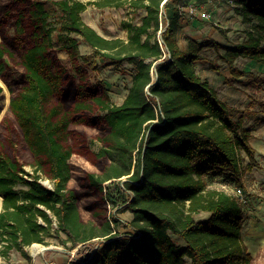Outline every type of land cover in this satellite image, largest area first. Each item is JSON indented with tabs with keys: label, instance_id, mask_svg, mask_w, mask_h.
<instances>
[{
	"label": "trees",
	"instance_id": "obj_1",
	"mask_svg": "<svg viewBox=\"0 0 264 264\" xmlns=\"http://www.w3.org/2000/svg\"><path fill=\"white\" fill-rule=\"evenodd\" d=\"M232 1L251 27L247 38L233 47L190 40L184 49L178 40L179 0H18L25 11L16 22V36L28 45L21 56L25 86L10 101V112L33 157V172L0 145L2 257L17 251L30 262L26 248L49 246L51 238L72 246L97 240V248L81 251L82 259L67 264H253L242 232L245 204L208 187L213 178L242 190L244 174L258 164L253 131L245 127V111L230 107L196 69L207 49L218 53L234 79L246 75L236 66L238 59L264 64V0ZM92 5H129L144 14L139 23L122 21L126 39H109L83 20ZM170 7L173 16L168 17ZM81 42L91 54L81 55ZM58 49L68 55L79 79L71 111L57 102L68 78L53 56ZM5 55L0 45V79ZM125 64L134 67L132 83L123 103L115 105L102 85L99 91L90 86V74ZM96 110L108 129L97 154L109 164L86 180L100 193L105 184L122 182L117 189L129 194L118 213L133 214L125 226L135 233H119L111 219L101 225L85 222L69 189L73 115ZM42 177L54 187L45 186ZM106 198L115 204L110 193ZM200 213L209 217L198 221ZM113 219L118 227L120 220Z\"/></svg>",
	"mask_w": 264,
	"mask_h": 264
},
{
	"label": "rangeland",
	"instance_id": "obj_2",
	"mask_svg": "<svg viewBox=\"0 0 264 264\" xmlns=\"http://www.w3.org/2000/svg\"><path fill=\"white\" fill-rule=\"evenodd\" d=\"M80 1L87 3L94 0ZM227 5H230L233 9L237 7L230 2ZM23 11H25V8L18 0H0V45L6 51L4 77L0 79V111L5 118L4 124H0V145L5 147L7 153L17 157L25 165L28 172H33V157L10 112V101L25 86L21 56L28 42L24 39L18 40L16 36V22ZM143 14L142 11H133L129 5L122 9H101L92 5L83 13V20L106 38L126 39L127 32L121 28L122 21L129 20L139 23ZM166 15L168 17L173 16L171 7L166 10ZM238 16V14L232 13L231 16H225L222 19L226 23L219 22L218 25L208 23L207 25L209 28L217 29L225 37L230 34V39L226 38L235 46L237 45L236 43H241V39L245 40L248 31L251 30L250 26L243 24L242 17ZM162 18L164 19V12L161 20ZM231 18H237V21L234 22ZM54 21V24L59 26L58 17H55ZM203 21L207 23L211 20ZM206 32L204 31L203 34H206ZM187 45L186 42L183 43V47L185 46L186 48ZM80 53L81 55H89L92 53V49L81 42ZM202 54L205 57V61L197 63V72L202 78L209 80L212 87L217 90L219 97L225 98L228 104L232 105L231 107L238 111H245L244 124L245 127L251 128L253 131L254 139L252 140V145L256 149L258 161L257 166L252 171L244 174V186L241 192H239L237 185L217 182L213 178H208V187L238 197L245 204V218L242 230L244 243L254 259L253 264H264V64L240 58L236 61V66L244 71L246 75L234 79L228 66L220 60L216 51L205 50ZM220 54H224V51L221 50ZM53 56L68 71L62 98L57 99V102H62L64 109L71 111L75 103L79 79L74 74L69 57L64 51L55 50ZM214 66L218 69L211 68ZM133 73L134 67L126 64L121 67H109L100 72L91 71L90 86L95 91H99L102 85L110 101L115 105H120L128 95ZM103 115L98 110L91 114L81 113L73 115L71 145L74 153L70 161L72 179L69 189L77 195V204L85 222L101 225L106 219H111L119 233L133 232L125 226L126 223L132 221L133 214L131 212L118 213L119 206L127 199L129 194L117 189L118 186H122V182L115 180L107 183L104 185L103 193H100L91 189L86 180L88 174L101 175L104 168L109 164L106 158H99L97 154L104 147L102 139L108 134L107 127L100 120ZM238 115H241V112ZM5 124L8 128H6ZM247 164H249L248 158H246L244 165ZM41 181L47 187H54L53 182L46 177H42ZM107 193H110L112 198L115 199V204L106 201ZM113 217L120 220L118 227ZM208 217V213H200L196 215V220L204 221ZM49 241V246L34 244L27 247L26 252L33 260L39 258L47 259L48 253L55 251L51 249L53 247L57 249L56 252L67 254L70 259L76 260L82 259L84 253L79 255L81 251H88L86 252L87 254L93 247L97 248V240L90 242L86 246L63 245L55 239ZM3 247V244L0 243V264H22L21 261H24V259L17 251L10 253L6 259L2 257L1 251ZM24 264L29 263L25 262ZM187 264H191L190 260H187Z\"/></svg>",
	"mask_w": 264,
	"mask_h": 264
},
{
	"label": "crops",
	"instance_id": "obj_3",
	"mask_svg": "<svg viewBox=\"0 0 264 264\" xmlns=\"http://www.w3.org/2000/svg\"><path fill=\"white\" fill-rule=\"evenodd\" d=\"M229 3L228 0H215L213 2H210L208 0H179V3L175 5L176 9L179 11H183L185 14L181 15V23H182V28L179 30L178 33V40L180 45L183 47V43H187L190 40H194L197 42H202V41H207V40H214L220 45L224 47H233L234 44L230 43V41L227 39H230V34H227L226 37L222 35L217 29L215 28H209L207 25L208 23L210 24H215L218 25L219 22L226 23L225 20L222 21L225 16H231L232 13L238 14L236 12V9H233L230 5H227ZM190 4H196L202 7V9H205L211 14L210 19H202L201 17H191L187 13V8L186 6ZM233 11V12H232ZM239 15V14H238ZM240 17V15L238 16ZM203 20H211L209 22H205ZM214 20V21H213ZM232 21L236 22V19H232ZM207 31L206 34H203L204 31L200 29ZM225 28V27H224ZM203 34V36H202ZM246 36V34H245ZM244 41L241 39V42ZM240 42L236 43L239 44ZM184 49L185 46L183 47ZM207 50H213V49H207ZM216 90V89H215ZM217 91V90H216ZM223 101H225L228 104V101H226L225 98H221ZM230 107L232 105L228 104ZM51 238L47 239V243H50ZM55 251L49 252L47 259H31L29 262L27 259H25L20 252V255L24 259V261H21L22 264L25 262L29 264H67L71 259L70 256L64 253L56 252L57 249H54ZM14 252V251H13ZM31 257V256H30Z\"/></svg>",
	"mask_w": 264,
	"mask_h": 264
},
{
	"label": "built area",
	"instance_id": "obj_4",
	"mask_svg": "<svg viewBox=\"0 0 264 264\" xmlns=\"http://www.w3.org/2000/svg\"><path fill=\"white\" fill-rule=\"evenodd\" d=\"M210 2H213L215 0H208ZM231 4H234V2L232 0H228ZM187 13L191 16V17H201L202 19H210L211 18V14L206 11L205 9H202L201 6L196 5V4H190L187 6ZM181 15H184L185 13L183 11L180 12ZM48 188L52 189L51 186H49ZM242 190L239 189V192H241ZM53 248V247H51ZM55 249V248H54Z\"/></svg>",
	"mask_w": 264,
	"mask_h": 264
},
{
	"label": "water",
	"instance_id": "obj_5",
	"mask_svg": "<svg viewBox=\"0 0 264 264\" xmlns=\"http://www.w3.org/2000/svg\"><path fill=\"white\" fill-rule=\"evenodd\" d=\"M166 1H168V0H165V2H166ZM156 78H157V77H155V79H156ZM51 249L54 250V248H51ZM47 250H48V249H47Z\"/></svg>",
	"mask_w": 264,
	"mask_h": 264
}]
</instances>
